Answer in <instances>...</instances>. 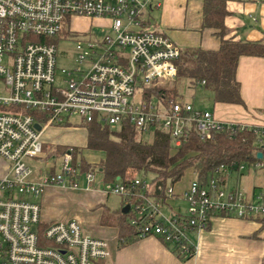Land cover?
Instances as JSON below:
<instances>
[{
	"label": "built area",
	"instance_id": "built-area-1",
	"mask_svg": "<svg viewBox=\"0 0 264 264\" xmlns=\"http://www.w3.org/2000/svg\"><path fill=\"white\" fill-rule=\"evenodd\" d=\"M162 5L163 0H0V157L9 164L0 172V264H101L111 256L109 243L87 234L80 221L43 222L36 201L49 187L96 190V167L82 170V156L75 159L71 149L54 152L62 158L61 171L53 169L42 180L27 163L45 156L44 133L72 116L108 127L131 124L145 139L161 131L173 151L193 131L205 141L213 131L249 129L264 135V125L224 121L212 111L155 94L176 79L182 53L155 27ZM75 21L89 27L79 32L72 28ZM98 21L110 30L102 41L91 33ZM66 40H77V56L72 69L59 72L57 46ZM246 169L242 165L237 171ZM221 172L228 177L233 171L222 167L206 187L195 178L180 192L167 186L162 197L140 178L103 192L131 206L128 222L140 238L156 237L187 259L196 252L190 233L207 230L214 215L264 216L263 195L253 202L239 189L227 188L220 184ZM175 202L186 208L165 217L162 209Z\"/></svg>",
	"mask_w": 264,
	"mask_h": 264
},
{
	"label": "trees",
	"instance_id": "trees-1",
	"mask_svg": "<svg viewBox=\"0 0 264 264\" xmlns=\"http://www.w3.org/2000/svg\"><path fill=\"white\" fill-rule=\"evenodd\" d=\"M226 2L227 0H202V28L213 30L214 36L220 40L219 49L208 51L200 47L182 50L176 79L170 85L158 88L155 92L157 96L166 101L184 102L176 83L185 79L195 87L211 92L215 104L245 105L237 80L238 64L242 57L264 58V42L245 43L228 37L225 20L229 13ZM203 81L206 84L202 86ZM83 125L87 129V148L104 155L99 164L87 163L82 150L77 147L60 146L57 153L63 155L71 149L75 159L80 154L82 170L85 172L96 166V174L100 173L98 180L104 190L119 182L129 185L136 178H150L152 193L162 197L165 188L174 186L188 170L193 171L201 187H206L222 167L237 171L240 166L245 165L248 169L260 170L264 174V167H256L260 163L264 164V135L257 136L253 130L213 131L211 139L206 141L193 131L188 141L180 149L173 151L170 137L161 131L155 132L152 138L145 139L138 136L131 124L108 127L96 122H84ZM218 178L220 184H226V173L221 172ZM261 192L264 199V185ZM121 199L123 203L119 212L111 211L106 206L99 209L103 212L100 225L118 229L119 247H124L139 240L140 233L129 224L127 214L122 213L126 200ZM175 203L167 208L175 209ZM213 217L228 215L224 213ZM256 221L264 228V216ZM209 228L210 225L207 229ZM180 258L184 260L183 257ZM261 264H264V259Z\"/></svg>",
	"mask_w": 264,
	"mask_h": 264
},
{
	"label": "crops",
	"instance_id": "crops-1",
	"mask_svg": "<svg viewBox=\"0 0 264 264\" xmlns=\"http://www.w3.org/2000/svg\"><path fill=\"white\" fill-rule=\"evenodd\" d=\"M226 8L229 15L226 17L225 24L229 31V38L245 43L264 42V0H227ZM160 10V19H155V27L165 33L182 50L200 47L208 51L219 49L220 40L214 36L213 30L202 28V0H163ZM237 80L240 83V93L245 105L228 106L214 103L212 112L224 121L243 122V124L254 126L264 125V58L242 57L238 64ZM247 170L248 168L244 171L231 172L227 177L226 186L231 190L239 189L249 200L255 202L262 196V192L249 191L245 187L243 178ZM234 176H236L235 182ZM54 189L56 188H47L44 195L48 191L56 192ZM58 190L94 192L91 195L95 199H97L96 195L101 196L97 201L100 202L99 205L105 202L104 195L107 196L99 190ZM97 192L99 193L96 194ZM76 220L79 221L77 218ZM209 225L210 228L207 230L190 233L189 238L196 246V252L192 257L184 260L174 253L170 244L156 237L140 238L124 247H119L118 229L102 226L103 229L100 232L97 231L98 235L95 237L109 243L111 256L101 264L262 263L264 228L256 219L214 217Z\"/></svg>",
	"mask_w": 264,
	"mask_h": 264
},
{
	"label": "rangeland",
	"instance_id": "rangeland-1",
	"mask_svg": "<svg viewBox=\"0 0 264 264\" xmlns=\"http://www.w3.org/2000/svg\"><path fill=\"white\" fill-rule=\"evenodd\" d=\"M160 11L161 10L155 12V19H160ZM98 22H95L91 27V33L94 40L102 41L106 35L110 34V30L105 27L106 24L102 23L101 21ZM74 25L75 26L72 25V28H76L79 32L86 31V29L89 27V24H87L86 21H75ZM79 36L83 35L79 34ZM76 41L77 40H66L64 42L58 43L57 49L59 55L57 58V66L59 72L64 69H72L73 65L75 64V58L77 56L75 48ZM168 82H166V85H170V83H172L170 81ZM176 86L178 87L179 93L182 96L181 100L184 102L193 103L197 108L203 110H213L214 99L211 92L206 91L201 87H195L189 80L185 79L183 81L177 82ZM83 123L84 122L80 117L72 116L69 122L66 124L53 126L44 133L42 142L45 143V156L42 158H32L27 160V163L30 165L32 171L35 173V176L39 178V180L47 177V174L53 169L55 170L56 174L60 173L62 158L54 156V152H58L60 146L80 148L85 161L91 165L99 164V162L104 158V155L101 152L93 151L87 148V129L84 127ZM8 166V162L0 157V172H4ZM93 167L95 168L96 166ZM244 175L245 178H243V181L245 182V187L249 189V191L255 190L256 193H260L264 185L263 171H255L254 169L249 168L246 173H244ZM95 176L96 182H98L95 186V188H97L96 190H99V192L105 191L103 186L101 187V184L99 183L100 180H98V177L101 176L100 173L97 172ZM193 178H195L193 171H186L184 177L174 185L175 191H182L188 186L190 180ZM140 179L146 180L148 184L151 183L150 178ZM235 179L236 176L233 177L234 182ZM83 183H85V181H83ZM86 187V185H80V190H86ZM54 188H56L54 189L56 192L48 191L45 195L40 196L36 200L37 203L42 205V221L45 223H53L73 218L76 220L77 218L81 222L86 233L94 237L95 235H98L97 231L100 232V230L103 229V227L100 225L101 215L103 212L99 210V207L106 206V208L112 211L119 212L123 203L121 196L112 193L108 197L103 194L105 196V198H103L105 202L99 205L100 202L98 203L97 201L101 196L96 195L97 199H95L91 195L94 192H67L64 190H58L61 189L59 187ZM179 207L182 209V211H184L186 204L176 202L175 209L177 210ZM162 213L165 217H169L171 215V210L166 207L162 209Z\"/></svg>",
	"mask_w": 264,
	"mask_h": 264
},
{
	"label": "water",
	"instance_id": "water-1",
	"mask_svg": "<svg viewBox=\"0 0 264 264\" xmlns=\"http://www.w3.org/2000/svg\"><path fill=\"white\" fill-rule=\"evenodd\" d=\"M36 128H37L38 130H40L39 125H37ZM259 157H261V155H260ZM118 180H119V178H118ZM130 207H131V206H129V205L125 206V207L123 208V210H122V213H123V214H128L129 211H130Z\"/></svg>",
	"mask_w": 264,
	"mask_h": 264
}]
</instances>
